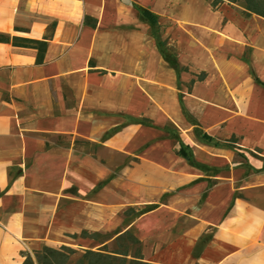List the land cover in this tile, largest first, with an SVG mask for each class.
Here are the masks:
<instances>
[{
    "label": "crops",
    "instance_id": "obj_1",
    "mask_svg": "<svg viewBox=\"0 0 264 264\" xmlns=\"http://www.w3.org/2000/svg\"><path fill=\"white\" fill-rule=\"evenodd\" d=\"M0 33L49 38L40 65L37 50L0 42V264L126 231L118 0H0Z\"/></svg>",
    "mask_w": 264,
    "mask_h": 264
},
{
    "label": "trees",
    "instance_id": "obj_2",
    "mask_svg": "<svg viewBox=\"0 0 264 264\" xmlns=\"http://www.w3.org/2000/svg\"><path fill=\"white\" fill-rule=\"evenodd\" d=\"M83 23L96 29L98 22L90 17H85ZM56 28V24H53L49 28V31L53 33ZM0 42L6 44H12L19 48H31L38 52L37 64L40 65L44 63L46 51L48 49L49 38L45 37L42 40H34L28 38H19L15 36H9L0 33ZM103 73V71H100ZM86 143V142H83ZM96 233H90L88 231H83L81 237L87 238L89 235H95ZM77 237L78 235H74ZM117 247L113 252L100 249L97 251L93 250H73L67 246H61L60 249H54L49 246L43 247L38 251H34L36 255L37 264H70V259L72 255H79L73 264H127L126 258V232L118 235L116 239ZM33 258H29L25 264H36Z\"/></svg>",
    "mask_w": 264,
    "mask_h": 264
},
{
    "label": "rangeland",
    "instance_id": "obj_3",
    "mask_svg": "<svg viewBox=\"0 0 264 264\" xmlns=\"http://www.w3.org/2000/svg\"><path fill=\"white\" fill-rule=\"evenodd\" d=\"M107 22H110L111 17H107ZM92 50L94 51H98L99 53H102V48L101 46H97L92 48ZM107 54V52H106ZM112 65V64H111ZM70 143L73 142L75 144L76 147L80 148V149H84L85 151H89L92 152L94 154H97L99 151L98 149L94 146L91 145L89 143H83L82 141H78V140H71L69 141ZM123 216L125 217V212L123 213ZM115 225L113 223H111L107 228L112 230V228H114ZM122 229L125 228V225L123 223ZM90 233H96L95 235H89V237L87 238H83L81 237V233L77 236V237H71V239L74 240V243H72V245L68 246L65 244H62L60 246H56V247H51L54 249H60L61 246H67L73 250H93V251H97L100 249H104V247L107 249V251L109 252H113L116 250L117 247V243H116V239L118 238V235L126 232L123 231L121 233L117 232H109L107 229H103L102 231H89ZM33 260L35 261V263L37 262L36 259V255L33 253L32 255ZM79 257V255H72L71 259H70V264H73L76 259ZM37 264V263H36Z\"/></svg>",
    "mask_w": 264,
    "mask_h": 264
},
{
    "label": "bare ground",
    "instance_id": "obj_4",
    "mask_svg": "<svg viewBox=\"0 0 264 264\" xmlns=\"http://www.w3.org/2000/svg\"><path fill=\"white\" fill-rule=\"evenodd\" d=\"M95 10H96V9H92V12L95 13ZM99 65H100V66H106V65L103 64L102 62H99ZM57 243H58V244L62 243V244H65V245L70 246V245H72V243H74V240L71 239V238H67V239H64V240H60V241H58Z\"/></svg>",
    "mask_w": 264,
    "mask_h": 264
}]
</instances>
